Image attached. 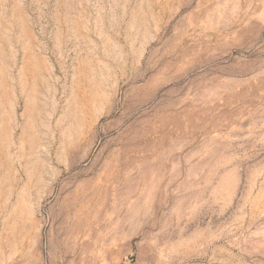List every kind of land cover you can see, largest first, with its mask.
<instances>
[{
	"label": "rangeland",
	"instance_id": "1",
	"mask_svg": "<svg viewBox=\"0 0 264 264\" xmlns=\"http://www.w3.org/2000/svg\"><path fill=\"white\" fill-rule=\"evenodd\" d=\"M0 264H264V0H0Z\"/></svg>",
	"mask_w": 264,
	"mask_h": 264
}]
</instances>
